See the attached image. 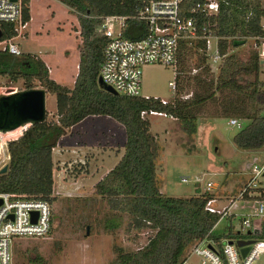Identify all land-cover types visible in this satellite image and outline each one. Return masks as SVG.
<instances>
[{"label": "trees", "instance_id": "trees-1", "mask_svg": "<svg viewBox=\"0 0 264 264\" xmlns=\"http://www.w3.org/2000/svg\"><path fill=\"white\" fill-rule=\"evenodd\" d=\"M28 1L22 0L24 21L29 19ZM58 1L75 15L79 26L81 43L72 87L53 80L44 61L36 54L21 52L14 55L0 51V75L13 81L21 78L22 89L39 85L54 95L57 108L56 121L46 122L45 117L33 121L21 136L9 142L10 160L6 170L0 173V191L49 193L53 182L50 150L58 137L65 128L86 115L106 114L123 125L125 140L120 158L95 182V191L99 194L117 192L124 210L136 226L147 223L155 229L147 241L133 251L117 247L111 264H180L185 247L194 239L207 235L219 244L224 237H244L246 234L233 231L229 223L225 231L213 230L220 213L204 208L206 200L212 196L208 192L196 190L189 196H171L159 191L154 167L156 141L148 131L145 117L139 115L143 109L162 112L180 119L184 122L183 129L193 132L196 127L193 107L211 92H191L190 98L162 103L160 97L113 94L97 85L104 41L99 30L101 17L111 13L128 15L130 19L123 33L138 37L143 33L144 23L132 15L143 0ZM222 1L227 2L225 11L218 15L200 14L198 24L218 35L217 52L223 56V61L215 87L234 92L232 109L242 122L232 135V142L240 149H258L264 144V77L259 76L261 67L257 53H251L246 62H237L227 49L241 44L245 37L264 35V26L260 24V19L264 20V0H252L250 6V2L241 0ZM137 28L142 29L140 34H136ZM13 33L12 25L6 24L2 37ZM194 46L205 50V40L198 38L190 43L182 40L176 61L180 63L182 54ZM174 78L176 80V75ZM40 259L35 254L32 264Z\"/></svg>", "mask_w": 264, "mask_h": 264}, {"label": "rangeland", "instance_id": "rangeland-1", "mask_svg": "<svg viewBox=\"0 0 264 264\" xmlns=\"http://www.w3.org/2000/svg\"><path fill=\"white\" fill-rule=\"evenodd\" d=\"M241 1L250 2L249 6L252 4V0ZM30 8L32 18L22 30L23 34L16 38L18 48L22 53H34L44 58L56 73L72 77V68L77 63L75 58L80 46L79 36L74 32L77 29L74 14L67 11V7H61L57 0H32ZM260 24L264 26L262 18ZM262 41V36L245 37L241 44L228 46L227 53L232 52L237 62H246L250 54L256 52L261 67L259 76L264 77V59L259 55ZM214 46V38H211L208 49L190 47L182 54L180 63L176 61L173 67L158 63L141 67L142 96L162 97L172 101L190 98L191 92H211L204 101L193 107V120L196 125L193 132L183 129L184 122L175 117L172 119L169 115H145L148 131L156 136L158 152L160 150L154 163L156 183L161 186V183L166 182L165 195H192L196 192L194 186L198 185L202 187L199 192L209 191V194L217 195L218 200H226L229 194L224 190L223 184L219 185L218 182L223 176H227L225 189L230 190L236 201L244 203L238 197L239 188L251 175V165L263 159L264 144L258 149L245 150L236 147L232 142V135L238 127L228 123V118H240L232 109L234 92L215 87L223 56L218 59L211 58ZM174 75L176 86L173 90L167 82ZM0 85L12 91L21 90L23 86L21 78L13 81L5 75H0ZM44 103L45 121H56L54 95L46 93ZM103 119L102 125L111 127L110 124H104L107 119ZM71 152L73 154L64 162V179L70 182L64 184L65 186L61 185L63 169L53 168V185L58 189V194L51 198L53 213L50 231L44 236L16 239L12 248V264H32L35 254L41 258L36 264H111L116 257L117 247L124 251H133L154 233V228L147 223L139 227L135 225L124 210L117 192L99 194L95 191V182L112 167L108 165L106 169L100 165L99 161L102 158L105 161V156L86 149L83 157L80 156L82 162H78V153L76 155ZM90 169L96 171L91 175L83 174ZM76 173L80 174L75 176ZM182 177L186 180L181 181ZM208 181V191H204ZM27 193L40 194L35 191ZM218 200L214 202L215 207L219 205ZM244 204L243 208L234 211L235 214L230 220L234 230L239 228L240 215L251 211V201ZM227 219L222 216L215 224V231H221L227 224ZM185 250L187 247L183 254ZM197 262L198 256L189 255L182 264ZM261 263H264V251L254 262Z\"/></svg>", "mask_w": 264, "mask_h": 264}, {"label": "built area", "instance_id": "built-area-1", "mask_svg": "<svg viewBox=\"0 0 264 264\" xmlns=\"http://www.w3.org/2000/svg\"><path fill=\"white\" fill-rule=\"evenodd\" d=\"M30 2L32 0L28 1L29 19L32 18ZM58 2L61 7L66 8L64 4ZM226 4L227 2L222 0H143L140 8L132 15V18L144 23L143 33L140 34L142 29H136V34H140L138 37H129L123 33L130 19L128 15L116 13L104 15L99 24L104 41L101 46L98 77L116 94L142 96L140 95L141 67L154 63L173 67L182 40L190 43L201 38L205 40V48L208 49L209 40L214 38L215 46L211 52V58L218 59L221 56L218 54L216 46L218 35L205 25H199L198 15H218L225 11ZM66 10L69 11L68 8ZM28 20H22V0H0V51L14 55L21 53L16 38L21 35ZM76 23L77 29L74 32L79 36L78 41L81 43L78 22ZM6 24L12 25L14 33L2 37V31ZM262 37L259 55L264 59L262 56L264 55V36ZM41 59L45 61L44 58ZM44 63L49 76L51 74L52 79L53 77L59 78L54 73L56 70L50 68L47 60ZM77 67L78 61L74 65L72 85ZM167 84L174 90V77L172 80H168ZM6 89L9 92H4ZM10 92L14 91L0 85V95ZM160 101L165 103L169 100L160 98ZM154 113L165 115L162 112L144 109L140 110L139 115L145 117L146 114ZM30 123V121H25L10 129L0 128V170L3 166L7 168L10 160L9 142L21 136ZM228 123L237 127L242 125V122L236 118H228ZM263 171L264 157L258 163L254 162L251 165L249 170L251 175L239 189L238 197L246 203L251 201V205H249L251 211L240 215L237 230L241 234H246L240 238L252 239L246 252L240 253L239 247L235 244L237 238L224 237L218 244L216 240L205 235L194 239L187 245V250L183 254L185 258L189 255H196L198 256L197 264H254L258 255L264 251ZM52 174L53 167L51 178ZM185 180L186 178H181V181ZM64 184L67 183L62 181L61 185ZM209 185L210 182H206L205 191ZM54 189L52 182L51 190L46 194L0 191V264H12V248L16 239L44 236L50 231L53 213L51 198L58 194V189ZM228 205H223L221 208L215 207L213 196H211L206 200L204 208L209 212H217L223 216L227 213ZM254 229L257 232H254ZM185 258L181 263L185 261Z\"/></svg>", "mask_w": 264, "mask_h": 264}, {"label": "crops", "instance_id": "crops-1", "mask_svg": "<svg viewBox=\"0 0 264 264\" xmlns=\"http://www.w3.org/2000/svg\"><path fill=\"white\" fill-rule=\"evenodd\" d=\"M78 58H79V52H78V54H76L75 60L78 61ZM72 69H73V72H75L74 71V65H73ZM54 73H56V72H54ZM56 74L58 75L59 78L53 77V79L55 81L59 82L60 84L65 85L67 87H72V79H71L72 77H70V76L67 77V76H64L60 73H56ZM71 74H73V73H71ZM50 76H52V75L50 74ZM46 93H48V92H45V96H46ZM160 98H162V97H160ZM54 99H55V97H54ZM154 115H163V114L154 113ZM103 118L107 119L106 123H104V124H110L111 127H108L106 125H102L101 122L104 121ZM170 118L173 119L172 116H170ZM152 136L155 139L156 136L154 134H152ZM124 140H125V133H124L123 125L120 122H118L117 120H115L114 118H112L111 116L106 115V114L86 115L82 119L78 120L77 122L73 123L69 127L65 128L64 132L58 137L56 144L51 148L50 157H51V161L53 164V168H59L58 170L63 169L62 181L64 183L70 182V180L68 181V180L64 179L65 168H66L64 162L67 161L68 158H70L69 155L73 154L71 151H73L76 155L78 153L79 157L77 158L78 159L77 161L82 162V157H83L82 154H84L86 149H89V151L94 150L96 152H100V155L105 156L104 157L105 161H103V158H102V160L99 162H100V165H103L107 169L106 166H108V165H109L108 167L113 166L118 161V159L120 158V156L123 152ZM156 153L157 154L155 156L154 163H155L157 156L160 153V150L158 152V148L156 150ZM80 156H82V157L80 158ZM166 160H165V163H166ZM67 163L69 165V161ZM97 164H99V163H97ZM56 166H59V167H56ZM94 169H96L95 166H94ZM94 169H93V171H96ZM102 169L104 170V168H102ZM93 171H92V169H90L87 173H83V174L84 175L85 174L91 175V173ZM221 171H223V174H225V171L223 169H221ZM80 173L82 174V172H80ZM80 173H76L75 176H78V174H80ZM226 177L223 176L221 181H219L218 183H219V185L223 184L224 190L226 192H228L229 197L226 200L222 199V198H220V200H218L217 195H214V196L212 195V196H213L214 202L217 200L219 201V205L217 204V207H219V208H221L223 205L229 204L227 207V213H226V215H223V217H227L228 218L227 224L228 223L230 224V220L233 218L232 216L235 214L234 211L240 210L239 208H243L245 205L244 204L245 202L239 203L238 201H236L235 199L232 198L233 194L230 192V190L225 189V185L227 184V180H225ZM74 178H76V177H74ZM155 180H156V173H155ZM161 184H163V185L159 186L156 183L159 191L162 192L163 194H165V192L167 190L166 182L161 183ZM194 188H195V191L199 190V188L202 189V187H200V186L198 187V185H195ZM171 196H174V195H171ZM175 196H177V195H175ZM187 196H189V195H187ZM231 200H233L234 202L233 201L230 202ZM221 217L222 216H220L219 219ZM217 222H216V224H217ZM227 224L224 226V228L221 231H217V232L225 231ZM215 227L216 226L214 225L213 230H215ZM232 230L236 231L234 229H232ZM184 258L185 257L183 256L182 261ZM186 259L187 258H185V260Z\"/></svg>", "mask_w": 264, "mask_h": 264}, {"label": "water", "instance_id": "water-1", "mask_svg": "<svg viewBox=\"0 0 264 264\" xmlns=\"http://www.w3.org/2000/svg\"><path fill=\"white\" fill-rule=\"evenodd\" d=\"M97 85L113 94L116 92L104 84L100 77H97ZM9 92V90H4ZM45 90L42 87L21 89L18 91L0 95V128L10 129L25 121H41L45 117ZM6 170V166L1 168V172ZM264 174V171H263ZM257 232L256 229L253 230ZM252 239H235V244L239 247L241 254H244Z\"/></svg>", "mask_w": 264, "mask_h": 264}]
</instances>
